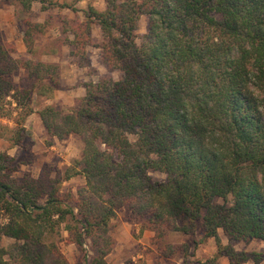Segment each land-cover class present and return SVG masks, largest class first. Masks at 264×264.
<instances>
[{
  "label": "trees",
  "instance_id": "1",
  "mask_svg": "<svg viewBox=\"0 0 264 264\" xmlns=\"http://www.w3.org/2000/svg\"><path fill=\"white\" fill-rule=\"evenodd\" d=\"M103 1V11L89 5L72 19L69 56L85 57L97 26L99 63L120 77L84 84L70 110L40 107L62 88L58 65L36 58L41 24L24 23L25 57L0 45V118L11 124L0 123V138L27 151L25 122L36 114L45 147L71 135L83 144L72 165L43 164L19 180L16 157L0 152V264H69L60 243L79 249L80 264H108L122 208L163 257L177 253L163 243L168 234L199 229L216 247L200 264H259L264 249L231 244H264V0ZM3 2L77 13L51 0ZM142 16L147 28L138 37ZM76 177L83 184L63 191ZM181 247L185 264L189 248Z\"/></svg>",
  "mask_w": 264,
  "mask_h": 264
},
{
  "label": "rangeland",
  "instance_id": "2",
  "mask_svg": "<svg viewBox=\"0 0 264 264\" xmlns=\"http://www.w3.org/2000/svg\"><path fill=\"white\" fill-rule=\"evenodd\" d=\"M57 4H73L77 13H73L68 9L57 10L49 9L41 11L38 3H33L30 11H20L18 6L3 2L0 0V8L8 5L10 10H5L4 13L6 24L0 26V45H13L16 49V54L26 56L25 52L19 53L15 42L22 37L21 32L24 29L26 21L42 25L43 33L38 35L35 40L36 58L39 60L50 62L58 61L63 69L59 68L60 83L62 88L60 93L62 98L58 101V107L63 110H70L80 98L79 94L84 93L83 85L86 83H96L104 78H112L117 80L120 73H109L104 66L99 63L100 50L96 45L101 41V32L99 27H92L93 47L86 49V55L83 58L81 55L75 57L69 56L70 47L67 42L72 39L70 28L72 19L77 15L80 19L83 18L82 11L91 5L98 11H103L105 4L103 0H51ZM147 19L142 16L138 22L137 36L146 33ZM137 43L139 40L137 39ZM20 49V47H19ZM25 51V50H24ZM58 65V64H57ZM58 65V67L60 66ZM19 75H16L15 80H18ZM45 105H54L47 102H40V107ZM27 120V119H26ZM0 123L11 125L5 119L0 118ZM26 123V122H25ZM27 136L24 142L28 146V150H21L15 147L11 152L16 157L18 162L17 170L13 173V178L19 180L23 173L30 172L37 176L42 165H53L63 170L65 167L72 165L75 159L81 155L83 144L80 138L76 135L69 136L63 141H54L52 147H45L44 141L47 138L45 131L40 122V119L35 114L28 121ZM133 139V137H130ZM8 142L0 138V152L6 151ZM149 175L154 181H163L165 176L159 172L149 171ZM83 184V179L76 177L62 184L63 191L75 192L76 188ZM217 204L222 203L220 199L214 201ZM114 228V239L119 237L122 242L118 251H113L107 256L109 264H181L182 256L179 254L181 245H186L189 252L185 257V264H200L207 259L213 257L216 252V247L213 239L202 241L201 231L197 229L195 234L183 235L180 233H171L165 237L163 243L174 245L177 253L169 252L166 257L160 255L157 248L151 243L150 238L152 233L144 231L139 233V227L134 220L129 217V212L126 208H122L117 212L116 218L112 221ZM218 235L223 244H227V239L222 231H218ZM11 241L2 239L1 244L6 247ZM232 247L236 251L261 252L264 249V244L260 241H252L249 244L242 242L232 243ZM116 247V246H115ZM61 252L67 258L69 264H80L82 254L74 245L59 244ZM110 257V258H109ZM218 264H228L225 258L218 260ZM245 264H252L247 262ZM259 264H264V260Z\"/></svg>",
  "mask_w": 264,
  "mask_h": 264
},
{
  "label": "crops",
  "instance_id": "3",
  "mask_svg": "<svg viewBox=\"0 0 264 264\" xmlns=\"http://www.w3.org/2000/svg\"><path fill=\"white\" fill-rule=\"evenodd\" d=\"M9 8H10V7H9L8 5H4L3 7L0 8V26H1V28L4 27L3 24H6V19H7V18L4 16V13L6 14L7 12H5V10H10ZM22 32H23V31H22ZM22 32H21L22 37L19 38V39L15 42V44L17 45V48H18L17 51H19V53H21L20 51L25 52V51H24V50H25V47H24V44H23V34H22ZM12 46H13V45H12ZM19 47H20V49H19ZM14 48H15V47H14ZM16 55L19 56L18 54H16ZM41 61H42V60H41ZM43 62H45V61H43ZM46 63H51V61H50V62H46ZM52 63H55V64L60 65V63H59L58 61H53ZM59 68L62 70V69H63V66L60 65ZM60 82H61V81H60ZM60 84H61V87H62V83H60ZM60 91H61V90L59 89V90H57V91L54 92L53 98H52L51 100H48L50 104H54L55 106L58 105V102H59L58 100H59L60 98H62L61 95H58V93H60ZM84 93H85V92H84ZM84 93H82V94L80 93V94H79V97L81 98L82 96H84ZM48 101H47V102H48ZM32 116H35V114H31V115L27 118L26 123H25V128L27 127L28 121L32 118ZM51 147H52V146H51ZM13 150H15V147L10 148V146L8 145V146H7V150H6V152H7L8 155H10L11 157H13L14 155L11 154V152H12ZM32 176H34V175H32ZM34 177H36V176H34ZM115 240H116L115 251H118L119 248H120V246H121V242H122V240H121L119 237H116ZM109 258H110V257H109ZM106 261H107V263L109 262L108 258H106ZM108 264H109V263H108Z\"/></svg>",
  "mask_w": 264,
  "mask_h": 264
}]
</instances>
